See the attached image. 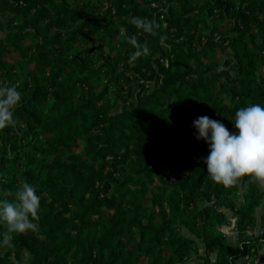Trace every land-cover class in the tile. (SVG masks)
Masks as SVG:
<instances>
[{"label": "trees", "instance_id": "1", "mask_svg": "<svg viewBox=\"0 0 264 264\" xmlns=\"http://www.w3.org/2000/svg\"><path fill=\"white\" fill-rule=\"evenodd\" d=\"M165 2L0 0V86L21 94L0 130V200L24 181L40 197L37 230L10 248L0 224V264H14L3 248L29 264H247L262 251L264 264L259 183L213 182L193 128L206 115L234 133L238 109L264 106V0ZM126 36L150 54L132 60ZM231 218L235 247L219 230Z\"/></svg>", "mask_w": 264, "mask_h": 264}, {"label": "clouds", "instance_id": "2", "mask_svg": "<svg viewBox=\"0 0 264 264\" xmlns=\"http://www.w3.org/2000/svg\"><path fill=\"white\" fill-rule=\"evenodd\" d=\"M129 22L146 34H156L157 25L152 20L131 17ZM126 39L135 49L132 60L150 54L147 44L138 43L135 36ZM20 101L21 94L15 85L0 86V130L15 126L13 113ZM233 126L234 133L206 115L193 122L196 139L209 146L210 154L203 160L208 177L226 189L237 187L245 177L264 185V106L252 104L238 109ZM7 195L13 198L0 200V224L5 226L2 243L10 248L14 233L37 230L33 221L39 220L40 197L26 181Z\"/></svg>", "mask_w": 264, "mask_h": 264}, {"label": "rangeland", "instance_id": "3", "mask_svg": "<svg viewBox=\"0 0 264 264\" xmlns=\"http://www.w3.org/2000/svg\"><path fill=\"white\" fill-rule=\"evenodd\" d=\"M159 3L162 5V6H165L166 5V2L165 0H159ZM154 6V5H153ZM102 10H105V6L102 5L100 6V10L99 11H102ZM114 14V13H113ZM122 31V29H120ZM222 48H223V52H217V55H216V59L220 62L221 59L227 55L230 54L231 52V49L229 48V46H227V44H222ZM18 59V56L12 52L8 53L7 55V60L10 61V62H15L16 60ZM25 68L24 67H16L15 68V73L18 75L19 78H21L22 76V73L24 72ZM17 83L18 81L14 84L15 86H17ZM136 86V85H135ZM225 100V103H227V98H224ZM234 226H235V229H236V225H235V222H234ZM237 232V231H236ZM258 234H260L258 232ZM257 234V235H258ZM2 255H6L8 256L13 262L14 264H29V261H30V257L28 254L26 253H22L19 257L15 258L13 255H8L7 254V248H3L2 249ZM199 261L198 260H195V259H190L187 264H198Z\"/></svg>", "mask_w": 264, "mask_h": 264}, {"label": "crops", "instance_id": "4", "mask_svg": "<svg viewBox=\"0 0 264 264\" xmlns=\"http://www.w3.org/2000/svg\"><path fill=\"white\" fill-rule=\"evenodd\" d=\"M261 191L264 194V185L259 184ZM264 212V197L262 204L260 207L256 210L255 212V217H256V227L254 230V234L257 235L259 230L261 229L262 226V213ZM235 218L229 219V223L223 226L219 227V230L224 234L225 239L228 241V243L232 246H236V239H237V232L234 226ZM263 251L260 252L258 255H256L254 258L250 259L247 264H262L260 261V257L262 255ZM241 263H243L241 261Z\"/></svg>", "mask_w": 264, "mask_h": 264}, {"label": "built area", "instance_id": "5", "mask_svg": "<svg viewBox=\"0 0 264 264\" xmlns=\"http://www.w3.org/2000/svg\"><path fill=\"white\" fill-rule=\"evenodd\" d=\"M261 232H262V230L260 229V230H259V233H261Z\"/></svg>", "mask_w": 264, "mask_h": 264}]
</instances>
